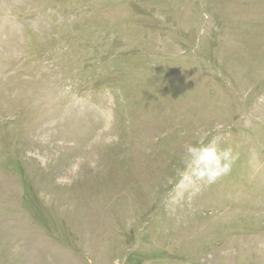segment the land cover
Here are the masks:
<instances>
[{
    "label": "rangeland",
    "instance_id": "374dc122",
    "mask_svg": "<svg viewBox=\"0 0 264 264\" xmlns=\"http://www.w3.org/2000/svg\"><path fill=\"white\" fill-rule=\"evenodd\" d=\"M0 264H264V0H0Z\"/></svg>",
    "mask_w": 264,
    "mask_h": 264
},
{
    "label": "clouds",
    "instance_id": "9594fccd",
    "mask_svg": "<svg viewBox=\"0 0 264 264\" xmlns=\"http://www.w3.org/2000/svg\"><path fill=\"white\" fill-rule=\"evenodd\" d=\"M238 159V153L232 146L219 147L203 140L184 145L182 164L184 168H177V174L188 179L189 173L197 180L215 183L219 178L231 172L232 166Z\"/></svg>",
    "mask_w": 264,
    "mask_h": 264
}]
</instances>
